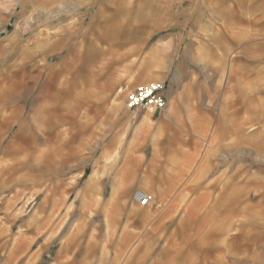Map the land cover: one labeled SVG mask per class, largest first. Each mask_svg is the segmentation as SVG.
<instances>
[{
    "label": "rangeland",
    "instance_id": "374dc122",
    "mask_svg": "<svg viewBox=\"0 0 264 264\" xmlns=\"http://www.w3.org/2000/svg\"><path fill=\"white\" fill-rule=\"evenodd\" d=\"M0 264H264V0H0Z\"/></svg>",
    "mask_w": 264,
    "mask_h": 264
},
{
    "label": "built area",
    "instance_id": "2783aa9c",
    "mask_svg": "<svg viewBox=\"0 0 264 264\" xmlns=\"http://www.w3.org/2000/svg\"><path fill=\"white\" fill-rule=\"evenodd\" d=\"M126 107L128 110H162L165 107L163 85L158 82H150L130 90L126 95ZM132 199L137 205L143 207L155 202L152 194L141 190H136L132 195Z\"/></svg>",
    "mask_w": 264,
    "mask_h": 264
},
{
    "label": "crops",
    "instance_id": "0c3cea01",
    "mask_svg": "<svg viewBox=\"0 0 264 264\" xmlns=\"http://www.w3.org/2000/svg\"><path fill=\"white\" fill-rule=\"evenodd\" d=\"M119 36H122V38L123 39H130L131 37H133V35H132V33L130 32V31H128V30H125L124 31V33L122 34V35H118L117 33H115V35H113L112 34V40H111V46L113 47V46H115V45H117V44H119V43H121L120 42V39H119ZM23 72H24V70H23ZM36 72H37V74H36V78L37 77H39V76H41V72H39V70H36ZM88 75V74H87ZM89 77H91L90 75H88ZM35 77H33V81H31V82H25V84L24 85H22V84H19V88H24V92H22V94H24V95H30V93H31V91H32V89H34V88H38L39 86H38V83H37V80H35ZM35 80V81H34ZM28 84V85H27ZM95 87H98V86H96V84H95ZM85 93H86V91H85ZM51 112V111H50ZM15 119V118H14ZM49 128L51 129V128H53L52 127V125H49ZM23 129H24V125H23V123L21 122L19 125H18V129L16 130L17 132H16V136H18L19 134L21 135L22 133H23ZM85 130V129H84ZM161 156H159V155H155L153 158H152V160L150 161V165L151 166H153V168L152 169H150V177H156V178H159V180L162 182V183H167L168 181H172L173 179H175V178H170L169 176H168V174L166 173V172H164L163 171V169H162V167H163V165H162V163L164 162V161H162L161 159ZM160 170V171H159ZM155 174H154V173ZM141 191H143V192H146V191H144V190H142L141 189Z\"/></svg>",
    "mask_w": 264,
    "mask_h": 264
}]
</instances>
